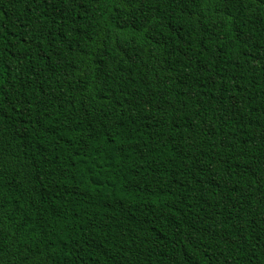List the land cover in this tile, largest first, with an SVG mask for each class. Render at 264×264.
<instances>
[{
	"label": "trees",
	"instance_id": "obj_1",
	"mask_svg": "<svg viewBox=\"0 0 264 264\" xmlns=\"http://www.w3.org/2000/svg\"><path fill=\"white\" fill-rule=\"evenodd\" d=\"M0 264H264V0H0Z\"/></svg>",
	"mask_w": 264,
	"mask_h": 264
}]
</instances>
